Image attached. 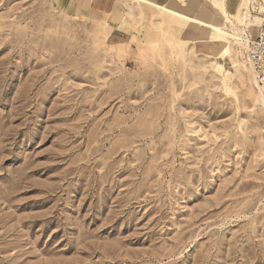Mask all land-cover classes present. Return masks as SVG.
I'll return each mask as SVG.
<instances>
[{
    "label": "rangeland",
    "instance_id": "obj_1",
    "mask_svg": "<svg viewBox=\"0 0 264 264\" xmlns=\"http://www.w3.org/2000/svg\"><path fill=\"white\" fill-rule=\"evenodd\" d=\"M137 3L0 0V264H264V107L244 63L263 9L236 68L216 32ZM199 5L166 4L236 14Z\"/></svg>",
    "mask_w": 264,
    "mask_h": 264
},
{
    "label": "bare ground",
    "instance_id": "obj_2",
    "mask_svg": "<svg viewBox=\"0 0 264 264\" xmlns=\"http://www.w3.org/2000/svg\"><path fill=\"white\" fill-rule=\"evenodd\" d=\"M135 1L138 3L145 4V5H154L158 7L160 14L166 12V13H169L171 15H174L182 19L183 21L189 23V25L192 24V25L200 26L202 27L201 28L202 33L205 31V29L208 31L216 32L220 37H217L216 39L217 44L215 42H212V45L214 47L216 46L221 47V51L218 55L221 54L224 57H230L232 60H234L233 56L235 54V50L232 46V43L233 44L236 43V44L243 46V45H247V43H250L252 41L249 25H250L251 18H253L251 14V6H254V2H255L253 0H244L240 10L236 12L234 16L231 17L230 15H228L229 16L227 17L228 25L226 27L225 25H218L213 22H204L198 18H193L186 14L176 12L170 8L156 5L155 3L149 0H135ZM257 8H259V10L263 9V12L261 11L260 13L264 14V4ZM263 20H264V16H263L262 22ZM203 27L205 29H203ZM225 29H228L229 31H226ZM248 47H249V44H248ZM244 60H245L244 63H245L246 69L248 70L249 75L251 77L252 85L256 88V91H257L256 93L257 101L259 102L261 106L264 107V86L261 84L260 80L258 79L251 62L248 59V53H247V57H245ZM234 63H235V67L238 68L237 61L234 60Z\"/></svg>",
    "mask_w": 264,
    "mask_h": 264
},
{
    "label": "crops",
    "instance_id": "obj_3",
    "mask_svg": "<svg viewBox=\"0 0 264 264\" xmlns=\"http://www.w3.org/2000/svg\"><path fill=\"white\" fill-rule=\"evenodd\" d=\"M51 1L55 4V7H57L61 11L71 14L72 16L88 14L90 12V8L92 7L96 8L99 6H103L107 10L108 8L111 7L110 10L112 12V15L114 16L116 12L125 8V6H127L130 2V0H51ZM151 1H153V3H155L156 5L170 8L166 6V4L170 3L171 0H151ZM205 1L207 5L206 6L199 5L200 9L198 12H203L206 10V8H208V12L209 11L211 12L214 6H221L224 11H228L229 13L233 14L240 10L244 0H205ZM256 1L261 5L264 4V0H256ZM172 10L181 13L178 10L175 9ZM261 15L263 16V14Z\"/></svg>",
    "mask_w": 264,
    "mask_h": 264
},
{
    "label": "built area",
    "instance_id": "obj_4",
    "mask_svg": "<svg viewBox=\"0 0 264 264\" xmlns=\"http://www.w3.org/2000/svg\"><path fill=\"white\" fill-rule=\"evenodd\" d=\"M248 59L250 60L258 79L264 86V20L259 29L257 38L250 45Z\"/></svg>",
    "mask_w": 264,
    "mask_h": 264
}]
</instances>
